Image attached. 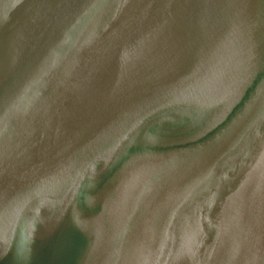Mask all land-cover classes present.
<instances>
[{"label": "water", "instance_id": "obj_1", "mask_svg": "<svg viewBox=\"0 0 264 264\" xmlns=\"http://www.w3.org/2000/svg\"><path fill=\"white\" fill-rule=\"evenodd\" d=\"M0 264H264V0H0Z\"/></svg>", "mask_w": 264, "mask_h": 264}]
</instances>
